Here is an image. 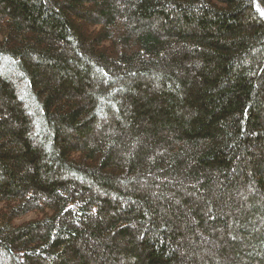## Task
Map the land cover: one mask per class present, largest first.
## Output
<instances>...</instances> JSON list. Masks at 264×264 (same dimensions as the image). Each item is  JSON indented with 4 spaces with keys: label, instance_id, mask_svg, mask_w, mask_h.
Segmentation results:
<instances>
[{
    "label": "trees",
    "instance_id": "obj_1",
    "mask_svg": "<svg viewBox=\"0 0 264 264\" xmlns=\"http://www.w3.org/2000/svg\"><path fill=\"white\" fill-rule=\"evenodd\" d=\"M261 12L0 0V264H264Z\"/></svg>",
    "mask_w": 264,
    "mask_h": 264
},
{
    "label": "rangeland",
    "instance_id": "obj_2",
    "mask_svg": "<svg viewBox=\"0 0 264 264\" xmlns=\"http://www.w3.org/2000/svg\"><path fill=\"white\" fill-rule=\"evenodd\" d=\"M33 215H34L33 213H30V214H28V215H26V216L20 218L18 221H22V220H25V219L31 218V217H33Z\"/></svg>",
    "mask_w": 264,
    "mask_h": 264
},
{
    "label": "snow or ice",
    "instance_id": "obj_3",
    "mask_svg": "<svg viewBox=\"0 0 264 264\" xmlns=\"http://www.w3.org/2000/svg\"><path fill=\"white\" fill-rule=\"evenodd\" d=\"M261 15H264V12H261Z\"/></svg>",
    "mask_w": 264,
    "mask_h": 264
}]
</instances>
